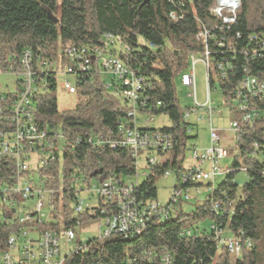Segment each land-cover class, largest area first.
<instances>
[{
	"label": "trees",
	"instance_id": "trees-1",
	"mask_svg": "<svg viewBox=\"0 0 264 264\" xmlns=\"http://www.w3.org/2000/svg\"><path fill=\"white\" fill-rule=\"evenodd\" d=\"M214 2L0 0V73L19 72L21 54L30 53L36 91L29 110L33 122L45 131L46 141L52 145L48 166L38 173L50 176L45 185L55 190L48 198L55 211L48 222L38 227L57 234L72 229L75 246L81 248L73 247L63 264H163L164 256L170 259V264H264V116L261 115L264 93L237 97L243 78L264 82V0H239L231 24H224L210 14ZM105 34L119 37L128 51L106 49ZM67 43L89 53L95 48L102 51L99 60L92 58L89 71L74 76L75 106L59 113L55 97L56 64L59 62L61 71L73 69L74 65L59 50ZM205 51L209 54V91L216 85L223 101L236 105L232 123L237 124L238 155L227 169L228 175L217 187L207 183L202 205L188 215L177 211L184 203L181 201L169 210L165 219L147 223L138 236L125 238L113 233L107 238L82 242L79 230L91 221L111 216L115 209L99 201L93 215L88 211L72 215L75 194L92 183H101L109 175L134 177L136 173L128 149L98 148L87 142L99 134L105 140L120 141L119 129L132 125L126 102L116 96L121 90L120 83L100 73L101 58L116 55L141 80L143 89L139 99L145 101V107L140 108L142 113L164 115L170 121V127L157 130L170 134L176 146L167 162L136 188L137 199L151 202L157 200L156 181L164 170H171L175 178L184 171L188 142L195 137L191 135L193 125L184 121V112L178 105L176 79L186 70L190 55L203 57ZM50 64L55 68H50ZM16 77V91L3 95L4 100L0 101V106L7 107V111L0 113V133L13 129L8 106L20 92L21 80ZM238 102L244 103L243 111H239ZM253 112L261 116L242 121L243 115ZM54 134L61 136V148ZM32 149L38 150L40 146L33 143ZM13 168L9 158H0V183L7 182L9 186L15 183ZM239 172L245 174L246 182L238 194L235 175ZM13 199L17 209L20 199ZM15 208L0 203V251L5 250L8 238L20 228L11 217ZM202 220L211 222L209 231L191 227ZM224 232L241 241L242 251L235 260L219 244L220 234ZM246 243L251 245L248 251L244 250Z\"/></svg>",
	"mask_w": 264,
	"mask_h": 264
},
{
	"label": "built area",
	"instance_id": "built-area-1",
	"mask_svg": "<svg viewBox=\"0 0 264 264\" xmlns=\"http://www.w3.org/2000/svg\"><path fill=\"white\" fill-rule=\"evenodd\" d=\"M232 1L231 4L229 0H215L213 7L210 9V14L220 19L224 24L234 23V15L239 9V0ZM199 36L203 37V33H200ZM104 41L106 49L118 47L121 52L128 51L127 46L117 36L105 34ZM262 46L264 49V43ZM59 50L74 63L73 69L66 68L62 70L64 74L73 77L89 71L90 63L93 61L92 58L99 60L102 51L100 48H95L89 53L87 49L77 48L70 43L61 45ZM194 56L190 55L188 57L187 68H189V60H193ZM208 56V52L205 51L202 63L205 67L206 102L200 108L206 110L208 123L210 124L209 115L213 109L210 106L211 92L207 85ZM19 62V72H10V74L18 76L21 80L20 92L8 106V117L11 120L13 129L9 132L0 133V158L7 157L12 161L16 181L11 186L7 182L0 183V203L14 209L16 202L13 197L20 199L17 209L15 208L16 211L11 215L20 228L8 238L5 250L0 251V264H63L64 257L69 254L73 247L75 250H81V248L75 246L76 236L74 231L67 229L62 232V235L65 236L67 243H72L73 246L68 247L64 252L65 254H61L59 245L61 233L42 231L38 227L43 222H48L51 213L55 211L53 205L48 201L49 196L55 190L48 189L45 185L50 176H41L38 173L40 169L47 168V160L52 155V145L46 141L45 131L40 130L33 122L29 110L30 101L36 91L34 74L31 71L30 53L23 51ZM192 62V70L183 73L178 78L180 87L188 89L189 96L194 100V106L183 114V119L187 122L190 115L195 114L196 109L199 108L195 101L193 71L195 61ZM49 66L52 69L55 68L53 64ZM100 66V73L110 75L120 83L121 90L116 93V96L126 102L127 117L131 118L132 125L119 129L122 133L120 141L105 140L104 136L99 134L90 137L87 142L98 148H126L133 160V167L136 172L139 169V161L143 157L144 168L148 170V175L155 173L157 167L167 162L170 153L176 146L172 136L166 132L145 127L152 122V119L148 118L143 122L145 128L139 129L138 115L147 116V114L140 111V108L145 107V101L139 99V93L143 89L140 85L141 80L136 79L116 55H104L100 60ZM217 66L218 69H222L219 65ZM60 88L69 95L76 93L74 84L67 80L61 83ZM263 93L264 82H259L255 78H243L238 86L237 97L246 98L247 96H256ZM3 100L4 96L0 95V101ZM238 104L239 111H243L245 109L244 103L238 102ZM5 111H7V107L0 106V113ZM261 115L264 116V114ZM261 115L258 112H253L252 114L243 115L241 119L242 121H249ZM203 120H205L203 116L196 118V122ZM230 127L237 130L236 123H232ZM189 132L190 130L187 131V133ZM57 134H54V136L59 140L61 136ZM209 134V145L204 151L197 153L195 148H191V166L183 167L184 171L175 178L176 184L170 189L167 204L161 205L157 200L149 202L137 199L138 175L136 173L134 182L131 181L133 177L119 178L109 175L101 183H92L82 192L75 194V202L71 208L72 215H80L85 211L93 215L98 207V202L102 201L113 205L115 212L109 217L100 219L103 220V225L98 227L97 237L107 238L113 233L122 234L125 238L138 236L152 219H165L169 215V210L178 202H190L203 191L202 187H193L195 189V195H193L190 193L191 188H186L187 185H203L212 181L215 176L221 173L219 164L227 158L228 154L219 147L217 133L211 129ZM33 143H38L40 149H32ZM205 164L207 165L206 171L202 169ZM172 173L171 170H164L162 177L168 178ZM179 185L183 186L182 189L177 187ZM42 197L46 199L45 209L41 202ZM32 201H34L32 206L26 205V203ZM216 208L217 205L214 206V209ZM43 209L45 210L44 213L42 212ZM219 244L226 249L233 260L241 254L242 245L238 238H220ZM250 248L251 245L246 243L244 250L248 251ZM161 260L163 264H170V259L167 256L162 257Z\"/></svg>",
	"mask_w": 264,
	"mask_h": 264
},
{
	"label": "rangeland",
	"instance_id": "rangeland-1",
	"mask_svg": "<svg viewBox=\"0 0 264 264\" xmlns=\"http://www.w3.org/2000/svg\"><path fill=\"white\" fill-rule=\"evenodd\" d=\"M116 51H118V47L115 48ZM192 61H195V64L193 65V71H194V89H195V101L198 104L199 108L196 109L195 114H191L188 120V123L193 125V130L191 131V135L195 137L194 139L190 140L188 142V150H186L184 155V163L183 167L191 166V156L192 151L191 148L194 147L197 153H201L204 151L208 145H209V133L210 130H214L218 137H219V147L223 150H225L228 154L227 158L224 159L222 162H220V171L221 173L214 177V179L208 183H210L211 186L217 187L219 184H221L226 175H228V168H230L231 163L235 156L238 155V138H237V132L236 130H233L230 125L234 121L235 117V111H236V105L235 103H232L231 106L226 104L221 94L217 88V86H214V90L211 91L210 99H211V108L213 109L209 115L210 117V124L208 123V114L206 113V110L203 108H200L203 106L206 102V80H205V67L202 63L203 59L200 56H194L193 60H189V68H187L184 73L189 72L192 70ZM57 63V62H56ZM59 63V62H58ZM56 64V67H58V73L56 75V81H57V90L55 92V97L57 100V108L58 112L62 113L64 111L72 109L76 102L77 98L75 95H69L66 92L62 91L60 88V85L63 81L67 80L71 83L74 82V77L71 75H66L61 71L59 68V64ZM209 68H211V65H209ZM60 70V71H59ZM105 79V78H102ZM17 77L16 75L10 74V73H0V95L10 94L14 93L17 89ZM190 92L188 89L182 88L179 85V79H176V98L178 101L179 107L183 110L184 113L188 111V109L192 108L194 106V100L192 97L189 96ZM232 108V110H230ZM204 117L205 120L196 122L197 117ZM152 119V122L148 123V128L151 129H161L163 127H170V121L168 118L164 115L155 116L152 114L146 115H138V125L139 127H144L143 122L146 121V119ZM59 148L62 147L63 141L60 138L58 140ZM155 156V155H153ZM35 158L33 159L34 163ZM139 169L137 170L136 174L138 175L137 182L138 184L142 183L146 179V175L149 174L148 170L144 168V158L142 157L139 161ZM203 170H207V165H203ZM132 182L135 181V178L133 177L131 179ZM246 182V176L243 172H239L235 175V183L238 187V194L240 193L242 185ZM176 184L175 174L172 173V175L168 178L159 177L156 181V189H157V202L161 205L167 204L169 201L170 196V189ZM203 197L206 195L207 190V183H204L203 186ZM190 193L195 195V189L191 188ZM195 197L190 202H184L181 203L180 208L177 210L178 212H182L183 214L188 215L189 213L195 211V209L198 206H201L202 202H196ZM238 199V198H237ZM42 204L44 205V209L46 206V199L45 197H42L41 200ZM34 201L30 203H26L27 206H32ZM42 210L44 213L45 210ZM103 225V220H94L91 221L86 227H83L79 230V238L82 242H86L89 239L97 237L98 227ZM211 226V222L209 220H202L195 224H192L191 227L197 228L199 230H206L209 231ZM221 238H231L230 234L227 232L220 234ZM59 245L61 254H65V250L69 247L71 248L73 246L72 243L68 244L65 236L60 235L59 238Z\"/></svg>",
	"mask_w": 264,
	"mask_h": 264
},
{
	"label": "crops",
	"instance_id": "crops-1",
	"mask_svg": "<svg viewBox=\"0 0 264 264\" xmlns=\"http://www.w3.org/2000/svg\"><path fill=\"white\" fill-rule=\"evenodd\" d=\"M201 200H203V191L197 196L196 202H202Z\"/></svg>",
	"mask_w": 264,
	"mask_h": 264
},
{
	"label": "water",
	"instance_id": "water-1",
	"mask_svg": "<svg viewBox=\"0 0 264 264\" xmlns=\"http://www.w3.org/2000/svg\"><path fill=\"white\" fill-rule=\"evenodd\" d=\"M47 15H48V17L51 19L52 17H51V14L48 12L47 13ZM54 22H56V20H54Z\"/></svg>",
	"mask_w": 264,
	"mask_h": 264
},
{
	"label": "bare ground",
	"instance_id": "bare-ground-1",
	"mask_svg": "<svg viewBox=\"0 0 264 264\" xmlns=\"http://www.w3.org/2000/svg\"><path fill=\"white\" fill-rule=\"evenodd\" d=\"M229 2H231V4H232L233 1L232 0H229Z\"/></svg>",
	"mask_w": 264,
	"mask_h": 264
}]
</instances>
